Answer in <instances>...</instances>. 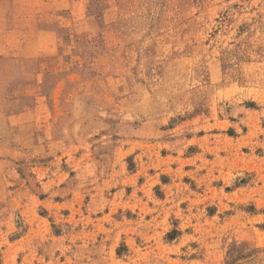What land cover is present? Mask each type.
Returning <instances> with one entry per match:
<instances>
[{
	"label": "rangeland",
	"instance_id": "374dc122",
	"mask_svg": "<svg viewBox=\"0 0 264 264\" xmlns=\"http://www.w3.org/2000/svg\"><path fill=\"white\" fill-rule=\"evenodd\" d=\"M0 264H264V0H0Z\"/></svg>",
	"mask_w": 264,
	"mask_h": 264
}]
</instances>
